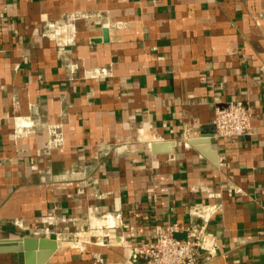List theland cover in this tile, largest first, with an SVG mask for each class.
<instances>
[{"label": "crops", "instance_id": "obj_1", "mask_svg": "<svg viewBox=\"0 0 264 264\" xmlns=\"http://www.w3.org/2000/svg\"><path fill=\"white\" fill-rule=\"evenodd\" d=\"M171 225L264 264V0H0V264H145Z\"/></svg>", "mask_w": 264, "mask_h": 264}, {"label": "built area", "instance_id": "obj_2", "mask_svg": "<svg viewBox=\"0 0 264 264\" xmlns=\"http://www.w3.org/2000/svg\"><path fill=\"white\" fill-rule=\"evenodd\" d=\"M215 137L238 139L250 135L251 113L242 103H231L215 110ZM184 234L185 239H177ZM216 253L214 239L198 226L171 225L156 231L154 242L137 246L131 252L133 261L145 264H206ZM205 259V260H204Z\"/></svg>", "mask_w": 264, "mask_h": 264}, {"label": "water", "instance_id": "obj_3", "mask_svg": "<svg viewBox=\"0 0 264 264\" xmlns=\"http://www.w3.org/2000/svg\"><path fill=\"white\" fill-rule=\"evenodd\" d=\"M56 240L57 238L55 236H52L49 240V243H48V247H50V252L47 253L46 255H44L40 261L38 262V264H44L49 258L50 256L52 255V252L53 250H55V248L57 247V243H56ZM45 241H43V243H40V245H47L46 243H44ZM25 245H37L38 244V241H29V240H25L23 242ZM19 244V243H17Z\"/></svg>", "mask_w": 264, "mask_h": 264}, {"label": "bare ground", "instance_id": "obj_4", "mask_svg": "<svg viewBox=\"0 0 264 264\" xmlns=\"http://www.w3.org/2000/svg\"><path fill=\"white\" fill-rule=\"evenodd\" d=\"M47 249V248H46Z\"/></svg>", "mask_w": 264, "mask_h": 264}]
</instances>
